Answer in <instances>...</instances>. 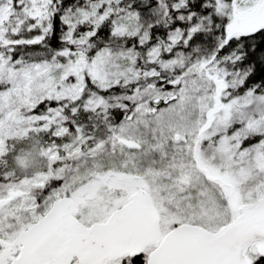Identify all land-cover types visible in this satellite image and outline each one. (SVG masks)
<instances>
[{"label":"snow or ice","instance_id":"snow-or-ice-1","mask_svg":"<svg viewBox=\"0 0 264 264\" xmlns=\"http://www.w3.org/2000/svg\"><path fill=\"white\" fill-rule=\"evenodd\" d=\"M0 264H264V0H0Z\"/></svg>","mask_w":264,"mask_h":264}]
</instances>
